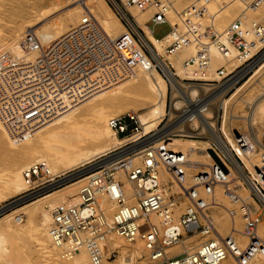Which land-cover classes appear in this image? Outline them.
Wrapping results in <instances>:
<instances>
[{
	"label": "built area",
	"instance_id": "obj_1",
	"mask_svg": "<svg viewBox=\"0 0 264 264\" xmlns=\"http://www.w3.org/2000/svg\"><path fill=\"white\" fill-rule=\"evenodd\" d=\"M107 1L117 12H123L126 32L113 35L111 25L105 19L88 11L74 28L44 45L37 43L28 32L30 48L24 59L0 68V124L9 141L15 142L35 132L88 98L131 79L134 60L140 56L141 62L156 63L146 40L156 51L162 48L165 54L182 52V68L194 76L212 69V53L215 51L225 62L233 57L242 61L228 79L257 63L264 54V0ZM233 2L242 6L241 13L224 28H219L220 12ZM128 6H133L138 14L145 13L148 18L143 21L131 16L126 10ZM150 21L168 23L169 32L155 38L148 25ZM168 65L171 66L169 62ZM224 69L225 66L216 71L223 75ZM185 81L189 85L215 86L218 83L213 80ZM171 92L172 88H169L168 94ZM182 106L184 111L187 104L184 102ZM108 126L122 141L108 153L109 156L146 139L132 111L111 118ZM260 127L264 130V119ZM246 128V131L236 132L235 145L248 149L250 136L264 152V136L260 140L249 127ZM200 131L204 134L194 135V130L188 134L172 132L162 141L144 146L139 155L135 154L138 151L130 152L95 167L86 174L87 178L79 189L81 203L63 202L51 211L49 235L52 243L65 245L67 252L85 248L90 260L100 264L103 259L115 255V249L107 244L108 233L114 230L125 240L141 239L152 264H222L231 249L230 237L222 241L211 238L174 254L167 250L169 246L185 245L191 235L208 234L214 227L206 219L214 200L199 197L197 187L203 186L210 192L216 183L215 178L208 172L193 175L188 169L193 165V154L184 158L182 153L167 148L170 137L202 136L205 142L211 143V134ZM214 149L220 151L217 146ZM210 169L220 176L224 172L216 161ZM254 170L245 168L244 177L252 190V197L260 204V210L252 216L248 207L242 205L240 214L251 240L255 236L253 229L264 218V159ZM161 173L167 174L168 178H163ZM82 174L72 169L50 175L40 164L37 168L31 167L23 174L27 189L13 202L24 204L80 178ZM40 175L41 180L37 181ZM126 183L131 186L130 193ZM36 185L39 188L35 189ZM102 196L116 204L111 227L97 222L99 217H106V211L99 203ZM180 203H184V211L176 216ZM231 213L236 214L235 210ZM152 214H156L158 224ZM164 227L171 228L170 234L163 233Z\"/></svg>",
	"mask_w": 264,
	"mask_h": 264
},
{
	"label": "bare ground",
	"instance_id": "obj_2",
	"mask_svg": "<svg viewBox=\"0 0 264 264\" xmlns=\"http://www.w3.org/2000/svg\"><path fill=\"white\" fill-rule=\"evenodd\" d=\"M188 1V0H185ZM0 0V68L13 63H19L24 59L25 54L30 48V39L27 33L30 32L34 40L44 45L59 37L61 34L74 28L85 12H92L98 18L105 19L111 25L112 34L126 32L127 28L122 20L123 12L113 8L107 0H41V6L35 8L30 6L29 0H17L18 10L12 13L5 3ZM128 14L136 17L138 20H146L148 15L138 14L133 6L126 9ZM242 11V6L238 2H233L223 9L217 20V26L224 28L228 23L234 20ZM27 12H29L27 14ZM173 21L174 17L171 15ZM152 56L156 63H150L146 60L140 61V56L134 60L133 75L119 85L106 89L95 99H87L84 103L77 105L54 119L49 124L37 129L35 132L20 138L15 142L8 140L0 124V154L11 151L16 146L30 144L39 134H47L44 142L49 146L53 156V161L62 163L65 153L82 139H88L97 142L98 145L87 149L84 152H76V156L66 162V168L57 171L53 166L46 162L44 156H36L33 162L22 166V170H12L4 181V184L12 192L21 193L27 189V182L22 176V172L29 168H37L40 164L42 169L50 174L67 172L76 169L108 155L110 151L121 144V140L106 125V109L114 108L120 113L134 112L140 122L143 134L155 132L167 115L175 116V121L167 127L158 130L156 133L147 137L141 143H137L130 148H126L101 163L106 164L114 161L118 157L124 156L130 152L138 151L148 144L160 142L172 132L194 133V129L201 128L211 134L212 142L198 141L189 137H170L167 148L175 152L182 153L185 158L188 154H193L194 160L188 169H191L194 175L196 172H208L215 178L216 183L212 190L208 192L203 186H198V196L214 200L213 208H219L222 216L213 217L208 215L206 218L214 227L212 234L205 235L194 234L188 237L185 245L169 246L167 250L170 254L178 253L186 249H191L200 242L214 237L216 240L231 238V249L228 256L222 264H264V218L259 220L257 226L253 229L254 239L248 237V229L245 220L241 217L242 205L247 206L252 216L260 210V204L252 197L251 188L247 185L244 177L245 168L255 171L264 159V152L255 138L248 137L250 147L247 149L239 148L235 145L236 132L231 126L232 117H239L247 122L249 130L254 132L258 138L264 136V130L255 124L264 119V54L253 66V73L241 86L237 87L227 96V92L244 75L239 71L235 76L228 79L236 67L242 64L241 59L233 57L225 62L224 58L218 53H212V69L202 75L187 74L182 68L183 53L178 51L165 54L162 48L155 50L151 43L146 40ZM168 62L171 66L168 65ZM263 63V64H262ZM226 67L223 75H219L216 70ZM227 78V79H226ZM187 79L218 81L215 86L209 84L194 83L187 84ZM226 79L222 82V80ZM252 81V83H250ZM250 83V84H249ZM251 87L250 92L245 97L241 95L247 90L245 86ZM255 84V85H254ZM256 85L258 86L256 88ZM249 87V88H250ZM171 92V108L168 111V91ZM256 89H260L261 92ZM244 90V91H243ZM238 95L240 100L246 104V113L241 115H228V106ZM242 92V93H241ZM101 101L102 105L96 113L104 123L102 129H89L85 134L79 133L81 128L79 123L74 121L69 128L59 129L60 125L69 121L82 108L89 104ZM187 108L180 110L183 103ZM219 110L223 111V120L221 127L216 124ZM215 112V116H213ZM213 116V117H212ZM226 116H228L229 125H226ZM251 123V125H249ZM251 126V127H250ZM196 127V128H195ZM67 140L70 146L63 145L55 140ZM215 146L220 151L214 149ZM213 151L219 160L224 164L225 171L222 176L211 171L210 166L215 159L210 151ZM215 150V151H214ZM65 162V161H64ZM100 165V164H99ZM97 167L96 163L93 167ZM91 167V168H93ZM164 172V171H163ZM121 173H119L120 175ZM165 175L164 173H162ZM87 178L82 174L80 178L67 182L64 186L56 188L46 194H43L33 200L18 206H12L8 210L0 213V264H22V257L19 253V242H23L27 237L36 240L39 249L49 262L53 264H94L85 248H79L76 251H67L65 245H55L52 243L49 235V223L51 221V211L53 208L63 202L78 205L81 203L79 189ZM246 184V185H245ZM126 189L130 193L131 186L126 183ZM10 197L12 195H9ZM99 203L106 211V217H99L97 222L112 226V216L116 209V204L107 200L104 196L100 197ZM233 207L226 206L224 204ZM240 204V206H238ZM231 210H235L233 216ZM224 212L228 216L224 215ZM226 216V217H225ZM26 217V223L18 224L20 218ZM39 217L37 226L32 225L33 220ZM205 217V216H204ZM155 224H158L156 214H152ZM174 230H177L174 227ZM165 231V232H164ZM171 228H163V233L170 234ZM109 239L111 245L121 249L120 264H134L135 257H141L145 244L141 239L126 242L116 231L110 230ZM253 247V249H250ZM18 255L17 257L15 256ZM20 257V258H19ZM115 260L103 259L100 264H113Z\"/></svg>",
	"mask_w": 264,
	"mask_h": 264
},
{
	"label": "rangeland",
	"instance_id": "obj_3",
	"mask_svg": "<svg viewBox=\"0 0 264 264\" xmlns=\"http://www.w3.org/2000/svg\"><path fill=\"white\" fill-rule=\"evenodd\" d=\"M5 1H6L5 3L7 4V6L9 7V9L12 13H15L18 10L17 0H5ZM29 2H30L29 5L35 7L36 9L41 6V0H29ZM148 25L151 27V29L153 31V36L155 38L163 37L170 30V26L166 22L154 23V22L150 21V22H148ZM256 64L257 63L251 65L248 68L241 70L244 72V75L235 83L236 86H233L232 88H230L228 90V92L226 93L227 96L231 92H233L237 87L241 86L246 80L249 79V77L253 73L252 68H253V66L256 67ZM238 71L239 70L237 69L236 72H238ZM226 79L222 80V82L225 81ZM250 83H252V81ZM249 84L247 86H245V89H247V90L242 95L239 92L236 95L237 97L229 103L228 112H227L228 115H230V114L241 115L244 112L246 113V104L240 100L238 95L240 94L242 97H245L246 93L250 92L249 89H251ZM117 85H119V84H117ZM257 87L258 86L256 85V88ZM256 90H257V92H258V90L261 92L260 89H256ZM103 92L104 91H102V92H100V93H98V94H96V95H94L88 99H91V98L95 99V97H97L99 94H101ZM84 102H82V103H84ZM101 105H102L101 101H96V102L89 104L88 106L82 108L79 112H77V114L75 116L71 117L68 122L60 125L59 129L69 128V125L74 123V121L79 123V125L81 126V128L78 129V132L82 133V134H85V131L89 130V129H99V130L102 129L104 123L100 120V118L98 117V114L96 113L97 109H99L101 107ZM167 107H168V111H169L171 108V95L170 94L168 96ZM183 108L184 107L181 106L179 108V110H177V111H180ZM105 111L107 114V119L105 121L107 126H108V121L111 118L117 117L121 114H125V113L118 112V110H116L114 108H107ZM180 113H181V111H180ZM212 115L215 116L216 115L215 112H213ZM223 115H224L223 111L219 110V114H218L219 120H217V122H216L218 127H221V125H222ZM226 117H227L226 118V125L228 127L229 120H228V116H226ZM174 118H175L174 115L173 116L167 115L165 117V119L163 120V122L159 125L158 129L155 130V132L148 134L145 138L153 135L158 130L163 129L164 127H167L169 124L173 123V121H175ZM232 119L233 120H231L230 122H231V126L235 130V132L246 131L247 124L243 119H241L239 117H232ZM255 124L260 127L259 122L255 121ZM189 128L194 130V132H195L194 135L195 134H204L203 132L200 131L201 130L200 127H198V129H196V130L193 127H189ZM141 129H142V127H141ZM205 132H207V131H205ZM186 137L187 136H182L180 138H186ZM189 138H192V137H189ZM45 139H47V134H45V133L39 134L32 140V142L30 144H23V145L16 146V148L12 149L11 151L0 154V208L6 206V208L8 210L12 206H15V207L18 206L13 201H14V198L19 193H16L15 191L12 192V190H10L4 184L5 179L7 178V176L9 175V173L12 170H19V169L22 170V166H24L25 164H28L29 162H33V160L36 156H44V158L46 159V162L49 165L53 166L57 171H60L64 168H66V162H68L70 159L74 158L76 156V152H84L87 149L95 147L98 145L97 142H94V141H91L88 139H82L74 146L73 149L67 150V152L65 153V157L63 158L65 162L62 161V163H57V162L53 161L52 158H53L54 154L51 151H49L50 150L49 146L44 142ZM192 139H196L198 141H206L202 136H196V137H193ZM57 141L59 143H62L63 145L70 146V143L67 140H63V139L55 140V142H57ZM110 157L111 156H109V154L106 156H102L101 158L93 160L92 162L85 164L84 166L76 168V169L83 172V174L84 173L88 174L95 169L96 166L95 167H93V166L96 163H98V165H99V164H101V161L103 162L104 160H106L107 158H110ZM91 167H93V168H91ZM23 174L24 173L22 172V176H23ZM161 175L165 179L168 178L167 174L163 175L161 173ZM40 180H41V175H40V178L37 179V181H40ZM34 187H35V189L39 188V187H37V185ZM9 195H12V196L10 197ZM224 205L229 206V207H233L231 205H227L226 203ZM238 206H240V204ZM183 211H184V203H180L179 209L176 212V216L181 214ZM207 213H208V215L213 216V217H217V216L224 217V216H222V211H220L219 208H213L212 207ZM224 215L228 216V214L226 212H224ZM26 219L27 218L24 217V218H22V220L20 222H17V223L18 224L26 223ZM39 220H40L39 217L35 218L33 220L32 225L37 226L39 223ZM208 234L213 235L212 232H210ZM208 234H205V235H208ZM212 238H214V237H212ZM209 239H211V238H209ZM126 242H130V241L126 240ZM19 244H20L19 253H20V257H22V264H53V263L49 262V260H47V258L44 257V255L42 254L41 250L39 249L38 244L34 238L27 237V239L25 241L19 242ZM107 244H109V246L111 248L115 249V255L112 258H110L109 260L110 261L115 260V262H113V264H120V262H121L120 256L122 255V252H121L122 250L117 248V247H113L111 245V239H109V233L107 236ZM64 253L66 255L68 254L67 251H65ZM16 254L17 253H15V256L17 257L18 255H16ZM134 264H152V261L150 260V258L148 256V252H147L146 248H144V251H143L141 257H135Z\"/></svg>",
	"mask_w": 264,
	"mask_h": 264
},
{
	"label": "water",
	"instance_id": "obj_4",
	"mask_svg": "<svg viewBox=\"0 0 264 264\" xmlns=\"http://www.w3.org/2000/svg\"><path fill=\"white\" fill-rule=\"evenodd\" d=\"M28 13H29V12H27V14H28ZM210 152H211V154L213 155L215 161H216V162L220 165V167L225 171L224 165H223L222 162L219 160V158L216 156V154H215L212 150H211ZM5 210H7L6 206L1 207V208H0V213L3 212V211H5Z\"/></svg>",
	"mask_w": 264,
	"mask_h": 264
}]
</instances>
